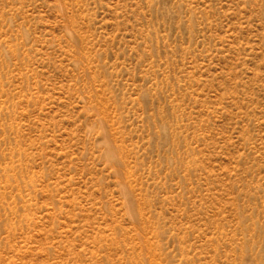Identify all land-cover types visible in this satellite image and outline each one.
Instances as JSON below:
<instances>
[{
    "label": "rangeland",
    "instance_id": "1",
    "mask_svg": "<svg viewBox=\"0 0 264 264\" xmlns=\"http://www.w3.org/2000/svg\"><path fill=\"white\" fill-rule=\"evenodd\" d=\"M0 264H264V0H0Z\"/></svg>",
    "mask_w": 264,
    "mask_h": 264
}]
</instances>
